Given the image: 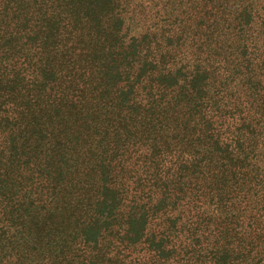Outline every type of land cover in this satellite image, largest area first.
<instances>
[{
  "label": "trees",
  "instance_id": "obj_1",
  "mask_svg": "<svg viewBox=\"0 0 264 264\" xmlns=\"http://www.w3.org/2000/svg\"><path fill=\"white\" fill-rule=\"evenodd\" d=\"M0 264H264V0H0Z\"/></svg>",
  "mask_w": 264,
  "mask_h": 264
}]
</instances>
